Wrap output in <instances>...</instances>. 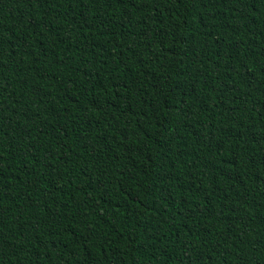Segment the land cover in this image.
I'll return each instance as SVG.
<instances>
[{
    "label": "trees",
    "instance_id": "16d2710c",
    "mask_svg": "<svg viewBox=\"0 0 264 264\" xmlns=\"http://www.w3.org/2000/svg\"><path fill=\"white\" fill-rule=\"evenodd\" d=\"M0 264H264V0H0Z\"/></svg>",
    "mask_w": 264,
    "mask_h": 264
}]
</instances>
